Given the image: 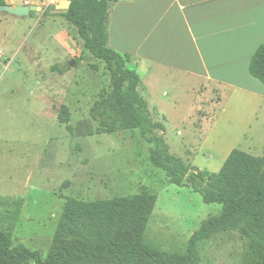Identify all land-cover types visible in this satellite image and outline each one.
<instances>
[{
    "label": "rangeland",
    "instance_id": "rangeland-1",
    "mask_svg": "<svg viewBox=\"0 0 264 264\" xmlns=\"http://www.w3.org/2000/svg\"><path fill=\"white\" fill-rule=\"evenodd\" d=\"M61 1L44 7L39 16L0 24L7 59L20 48L0 79L7 102L0 114V199L24 201L13 245L46 257L68 198L109 200L148 188L158 200L145 242L161 251L185 253L192 235L222 207L204 203L190 187L169 184L164 171L151 164V145L140 131L96 134L90 110L110 93V76L104 63L84 52L78 30L64 17L66 11L57 8ZM252 79L264 94V85ZM138 88L144 93L143 86ZM242 93H220V107L206 119L172 109L164 110V118L155 104L148 108L153 120L163 124L172 154L200 171L218 173L235 149L256 157L264 153V101ZM63 107L73 133L58 120ZM243 250L237 234L216 235L201 245V264H242Z\"/></svg>",
    "mask_w": 264,
    "mask_h": 264
},
{
    "label": "trees",
    "instance_id": "trees-1",
    "mask_svg": "<svg viewBox=\"0 0 264 264\" xmlns=\"http://www.w3.org/2000/svg\"><path fill=\"white\" fill-rule=\"evenodd\" d=\"M7 1L0 0V6ZM115 1L71 0L64 14L78 30L84 52L104 63L110 76V93L90 110L96 134L140 131L143 141L151 145V164L164 171L168 183L192 188L204 203L221 205V213L203 222L181 254L145 242L158 200L148 188L109 200L68 198L48 255L43 257L24 245H13L23 199H0V264H201V245L223 233L237 234L243 241L242 264H264V153L256 157L235 149L218 173H210L170 152L163 124L153 120L139 94L141 79L130 68V57L108 45V17ZM249 73L264 85V44L253 55ZM58 120L73 133L67 108H62Z\"/></svg>",
    "mask_w": 264,
    "mask_h": 264
},
{
    "label": "crops",
    "instance_id": "crops-1",
    "mask_svg": "<svg viewBox=\"0 0 264 264\" xmlns=\"http://www.w3.org/2000/svg\"><path fill=\"white\" fill-rule=\"evenodd\" d=\"M46 1L7 3L43 9L57 2ZM12 18L1 14L0 24L11 25ZM107 33L109 47L129 56V66L139 74L144 87L139 94L164 118L165 109L211 117L222 102L220 93L243 92L246 99L264 101L249 73L253 55L264 44V0H116ZM19 50L9 60L0 45V79ZM163 88L168 94L160 93ZM6 103L0 94V114Z\"/></svg>",
    "mask_w": 264,
    "mask_h": 264
},
{
    "label": "water",
    "instance_id": "water-1",
    "mask_svg": "<svg viewBox=\"0 0 264 264\" xmlns=\"http://www.w3.org/2000/svg\"><path fill=\"white\" fill-rule=\"evenodd\" d=\"M70 6L71 0H62L57 8H62L67 12ZM41 11H43L42 8L30 5L12 6L7 4L0 6V14H6L15 18H28L30 17L31 13H35L37 16H39ZM70 66L74 67L75 61H72Z\"/></svg>",
    "mask_w": 264,
    "mask_h": 264
}]
</instances>
